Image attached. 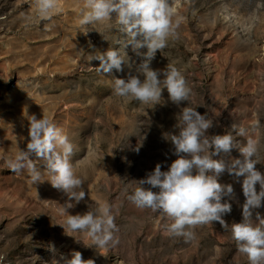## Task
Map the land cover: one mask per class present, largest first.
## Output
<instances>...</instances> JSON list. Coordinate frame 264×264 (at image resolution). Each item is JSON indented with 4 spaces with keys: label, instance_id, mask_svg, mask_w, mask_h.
<instances>
[{
    "label": "rangeland",
    "instance_id": "rangeland-1",
    "mask_svg": "<svg viewBox=\"0 0 264 264\" xmlns=\"http://www.w3.org/2000/svg\"><path fill=\"white\" fill-rule=\"evenodd\" d=\"M82 4L60 0L50 22H37L32 0H0V264H51L72 251L95 264H248L231 231L219 222L196 226L194 239L185 242L169 236L159 213L127 200V182L145 178L157 163L167 171L177 158L163 134L178 132L179 107L166 90L165 103L154 108L113 95L114 79L126 78L129 68L103 75L90 56L119 48L126 37L115 14L110 30L82 28ZM172 7L180 20L178 38L157 52L152 67L173 64L184 73L193 105L213 120L209 135L225 134L232 124L245 128L246 137L237 141L258 142L256 168L264 174V0H172ZM126 51L138 62L130 46ZM33 114L48 116L76 145L72 163L86 195L69 213L82 214L94 202L111 206L119 239L115 247L96 249L86 246L91 241L85 235H66L58 224L65 219L67 197L47 181L31 183L26 170L17 174L7 167L6 159L26 148ZM231 156L241 158L238 149ZM220 182L231 183L235 194L223 219L239 223L245 199L241 183L227 172ZM255 212L264 216V206Z\"/></svg>",
    "mask_w": 264,
    "mask_h": 264
},
{
    "label": "clouds",
    "instance_id": "clouds-1",
    "mask_svg": "<svg viewBox=\"0 0 264 264\" xmlns=\"http://www.w3.org/2000/svg\"><path fill=\"white\" fill-rule=\"evenodd\" d=\"M59 2L32 0L36 21L50 22L60 10ZM113 14L117 28L126 39L119 48L109 47L104 52L91 54L90 62L99 61L96 72L103 75L113 69L120 72L123 66H127L130 71L126 78L114 79V96L154 108L165 103L163 92L166 90L168 100L179 107L174 125L178 132L163 134L164 139L174 146L173 154L177 158L167 171H162L161 164L157 163L145 178L127 182L124 188L127 200L138 209L159 213L165 218L164 229L169 236L183 237L185 242L194 239L196 226L219 222L223 229L231 231L237 251L247 258L248 264H264V216L259 212L253 215L256 209L264 206V174L256 168L261 164L260 145L253 139L239 143L237 137H246L247 130L236 124H232L231 130L225 134L209 135L213 120L193 105L192 89L184 73L173 64L163 69L152 67L157 52L167 47L170 39L178 38L180 20L174 19L172 0H83L79 24L84 29L106 25V30H110L108 22L113 19ZM99 33L104 37L102 32ZM129 46L138 62L133 61L126 51ZM183 102L187 105L180 107ZM142 139L135 148L136 152L142 146ZM233 149L239 150L241 158L231 156ZM75 150L76 145L69 135L52 119L45 115L37 118L33 114L28 119L26 148L17 152L14 158H7L6 164L17 174L26 170L31 183L47 181L67 197L62 207L65 219L58 224L66 235L74 238V233L85 235L91 241L86 246H95L96 249L115 247L119 239L115 235L117 226L111 206L94 202L82 214L73 215L68 211L86 195L85 181L76 174L72 163ZM218 156L219 159L214 158ZM225 172L241 183L245 197L242 221L231 225L223 217L231 212L229 200L235 199V194L231 183L220 182ZM51 250L55 251L54 246ZM51 264L95 262L83 259L79 251H72L69 256L61 254L59 259L53 258Z\"/></svg>",
    "mask_w": 264,
    "mask_h": 264
},
{
    "label": "bare ground",
    "instance_id": "bare-ground-1",
    "mask_svg": "<svg viewBox=\"0 0 264 264\" xmlns=\"http://www.w3.org/2000/svg\"><path fill=\"white\" fill-rule=\"evenodd\" d=\"M229 218V217H228ZM51 232V231H50Z\"/></svg>",
    "mask_w": 264,
    "mask_h": 264
}]
</instances>
